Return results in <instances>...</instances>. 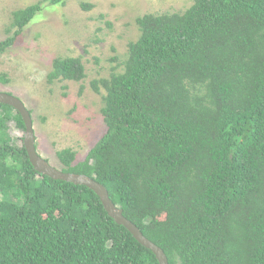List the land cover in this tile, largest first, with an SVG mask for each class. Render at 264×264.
<instances>
[{"label": "trees", "instance_id": "16d2710c", "mask_svg": "<svg viewBox=\"0 0 264 264\" xmlns=\"http://www.w3.org/2000/svg\"><path fill=\"white\" fill-rule=\"evenodd\" d=\"M42 4L13 12L0 52ZM136 22L123 71L92 82L106 132L84 161L58 150L61 169L104 184L169 264H264V0H194ZM85 77L70 56L47 76ZM0 109V264H159L95 191L36 171L7 133L11 120L25 129L20 113Z\"/></svg>", "mask_w": 264, "mask_h": 264}, {"label": "rangeland", "instance_id": "374dc122", "mask_svg": "<svg viewBox=\"0 0 264 264\" xmlns=\"http://www.w3.org/2000/svg\"><path fill=\"white\" fill-rule=\"evenodd\" d=\"M39 2L42 11L0 52V74L8 79H0V91L24 101L33 117L37 151L61 169L58 150L71 147L77 153L75 163L84 161L106 132V91L96 92L92 82L110 77L114 67L123 71L129 43L140 36L136 19L182 13L194 0H0V41L15 31L13 12ZM69 56L82 59L86 77L49 83L53 60ZM7 133L14 143H23L25 129L14 120L8 122Z\"/></svg>", "mask_w": 264, "mask_h": 264}, {"label": "water", "instance_id": "95a60500", "mask_svg": "<svg viewBox=\"0 0 264 264\" xmlns=\"http://www.w3.org/2000/svg\"><path fill=\"white\" fill-rule=\"evenodd\" d=\"M0 103L8 104L20 113L25 124L23 139L24 146L29 160L36 171L53 179H61L77 185H85L95 191V193L100 197L102 204L110 217H112L118 224L127 228L140 244L150 249L157 257L159 264H169L165 251L145 236L142 230L124 215L123 209L113 202L109 195V191L104 184L84 173L63 171L62 169L53 166L37 151L33 117L30 110L20 97L14 95L13 93L0 91Z\"/></svg>", "mask_w": 264, "mask_h": 264}]
</instances>
